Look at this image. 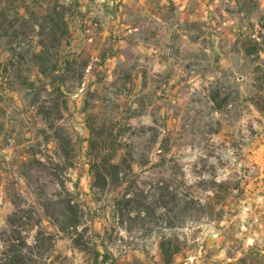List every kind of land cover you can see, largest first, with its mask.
<instances>
[{"label":"rangeland","instance_id":"obj_1","mask_svg":"<svg viewBox=\"0 0 264 264\" xmlns=\"http://www.w3.org/2000/svg\"><path fill=\"white\" fill-rule=\"evenodd\" d=\"M19 1L12 0V8ZM65 1L71 8L64 55L78 56L76 69L89 63L82 84L68 95L66 123L76 131L78 151L68 188L89 235L109 253L105 264L164 262L159 232L137 226L126 232L96 202L88 112L106 134L124 135L125 152L148 161L142 176L151 200L160 178L204 201L216 191L231 195L214 212L208 208L210 216L165 230L182 242L172 264H231L244 257L246 264H263L264 0ZM32 36L21 40L29 49L36 45ZM9 47L0 41L2 62L10 59ZM0 94V230L14 210L7 188L15 189L56 236L62 258L44 264H103L93 244L82 252L50 220L46 196L55 202L63 197L54 178L36 164L23 166L30 147L47 153L44 125L30 97L1 82ZM48 149L54 156L57 144ZM155 223L162 229L160 220Z\"/></svg>","mask_w":264,"mask_h":264},{"label":"trees","instance_id":"obj_2","mask_svg":"<svg viewBox=\"0 0 264 264\" xmlns=\"http://www.w3.org/2000/svg\"><path fill=\"white\" fill-rule=\"evenodd\" d=\"M15 3L0 0V41L7 40L10 46V59L7 62L0 60V82L6 83L8 91L27 93L30 105L42 119L47 144L46 155L30 147L31 152L23 166L36 164L37 171L54 178V184L61 191L60 197H63L55 202L46 196L44 206L50 220L59 232L70 236L73 246L82 252H87L88 245L93 244L97 261L101 258L100 263L105 264L109 253L101 251L97 241L89 235L91 227L84 223V215L80 214L82 207L72 200L73 192L68 188V171L78 157L76 131L66 123L70 112L68 95L80 87L89 66L86 62L76 69L78 56H66L63 52L70 37L67 11L71 3L20 0L12 8ZM32 33L37 38L33 41L36 45L29 49L25 47L27 41L21 40H29ZM3 110L0 103V112ZM95 117L93 112L87 113L90 131L87 158L94 178L92 192L96 202L104 204L111 211L112 223L122 226L126 232L131 233L136 226L140 231L159 232L162 261L172 264L182 253V242L165 230L179 227L189 219L210 216L207 209L214 212L231 195L220 197L216 191L213 197L204 201L193 191L182 193L160 178L151 200L150 189L142 176L148 172L143 170L148 161L140 162L136 153L125 152L124 135L106 134L95 123ZM128 128L132 130L131 125ZM50 142L57 144L54 156L48 154ZM29 176L30 173L24 175L26 179ZM221 185L223 183L218 184ZM7 193L14 210L0 230V264H44L48 260L61 259L56 236L46 230L36 210L27 205L22 193L11 188H7ZM104 198H107L106 203ZM158 220L162 229L155 223ZM96 237L102 238L101 235ZM262 262L264 264V255ZM246 263L247 257H244L231 264Z\"/></svg>","mask_w":264,"mask_h":264}]
</instances>
